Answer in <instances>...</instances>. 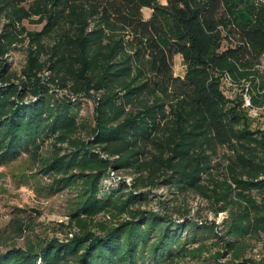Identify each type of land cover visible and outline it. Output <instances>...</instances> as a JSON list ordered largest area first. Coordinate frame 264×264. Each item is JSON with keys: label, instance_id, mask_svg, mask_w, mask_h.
I'll list each match as a JSON object with an SVG mask.
<instances>
[{"label": "trees", "instance_id": "trees-1", "mask_svg": "<svg viewBox=\"0 0 264 264\" xmlns=\"http://www.w3.org/2000/svg\"><path fill=\"white\" fill-rule=\"evenodd\" d=\"M0 17V164L38 153L47 139L66 144L41 170L58 176L49 193L77 188L71 220L126 217L66 243L0 251V264L172 263L191 253V243L203 249L200 236L215 232L214 224L140 209L161 184L221 204L217 212L239 207L226 231L234 254L243 239L264 235V130L252 129L220 90L224 73L242 76L241 66L264 56V0H0ZM33 17L41 30L22 25ZM25 40L17 78L7 56ZM177 54L182 77L173 75ZM52 86L73 97L96 95L86 139L79 137L86 127L78 123L79 104L57 97ZM221 168L224 179L214 174ZM109 170L134 175L131 185L119 181L100 193Z\"/></svg>", "mask_w": 264, "mask_h": 264}, {"label": "rangeland", "instance_id": "rangeland-1", "mask_svg": "<svg viewBox=\"0 0 264 264\" xmlns=\"http://www.w3.org/2000/svg\"><path fill=\"white\" fill-rule=\"evenodd\" d=\"M165 4L166 0H159ZM144 19L151 15L149 8L142 10ZM31 20L23 21L22 25L28 31H39L43 24H37ZM5 23V18L0 17V30ZM28 40L17 45L7 56L11 71L17 78H23L22 71L26 65ZM242 76L236 78L230 76V81H224L221 77L220 90L222 95L232 105L243 111L251 122L252 129L264 130V56H261L251 66L239 68ZM185 67L182 63L181 55L173 57V75L182 77ZM48 72L42 75V81L46 84ZM57 97H66L79 104L80 125L86 124L80 130L79 137L86 139L89 127L92 125V118L96 106L97 97L68 95L66 90L51 88ZM250 98V106H244V95ZM239 105V106H238ZM60 148L61 153H65L66 144L54 146L52 140H46L40 147L38 153L22 154L17 160L0 164V251L8 252L12 249L26 250L29 246L38 249L40 245L58 241L66 243L75 239L83 231L90 230L98 234L102 228L115 226L121 219H126L125 215L113 217L110 213H101L88 220L86 223H76L71 220L70 212L74 207L78 194L77 188H64L54 193H49V186L58 176L47 174L41 169V162L51 155L55 149ZM98 155L100 151L96 150ZM226 150L219 151L220 156ZM108 177L100 183V193L116 187L119 181H124L131 185L134 175L126 171H108ZM215 177L224 179L225 171L221 169L214 171ZM148 188L142 189L147 191ZM233 200L239 201L243 206L245 201L235 194ZM259 202V198H254ZM218 206L212 201L203 198L195 192L185 194H172V191L165 184H161L153 189L147 196V201L140 205L141 210H152L159 213L167 211L175 221L188 219L202 226H216V231L208 232L200 236L201 243L205 244L203 249H197V243H191L190 254L181 255L172 263L157 264H252L264 258V235L260 231L252 237L243 239L242 248L239 254H234L228 248L227 241H233V236L228 235L229 224L232 215H236L239 207L230 208L225 212H217ZM241 206V207H243ZM247 207V205L245 206ZM136 208V207H135ZM178 211V212H177ZM253 212L250 211V215ZM242 216V215H240ZM216 233V234H214ZM197 251V252H196ZM220 253V256L218 254ZM238 256V257H235ZM217 257V258H216ZM217 259V262H216Z\"/></svg>", "mask_w": 264, "mask_h": 264}, {"label": "built area", "instance_id": "built-area-1", "mask_svg": "<svg viewBox=\"0 0 264 264\" xmlns=\"http://www.w3.org/2000/svg\"><path fill=\"white\" fill-rule=\"evenodd\" d=\"M222 79L224 80V81H227V82H229L230 81V75L228 74V73H224L223 75H222ZM250 98H249V96L247 95V94H245L244 95V106H246V107H248V106H250Z\"/></svg>", "mask_w": 264, "mask_h": 264}]
</instances>
